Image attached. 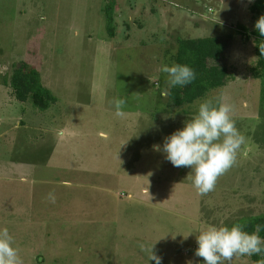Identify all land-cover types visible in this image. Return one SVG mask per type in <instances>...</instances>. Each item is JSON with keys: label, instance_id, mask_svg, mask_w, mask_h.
<instances>
[{"label": "rangeland", "instance_id": "374dc122", "mask_svg": "<svg viewBox=\"0 0 264 264\" xmlns=\"http://www.w3.org/2000/svg\"><path fill=\"white\" fill-rule=\"evenodd\" d=\"M254 1L0 0V229L23 264H156L141 243L155 244L161 264H205L195 256L202 228L264 214ZM228 34L233 79L204 99L234 105L245 143L200 195L190 167L153 150L197 111L168 113L158 60L175 63L180 40ZM20 61L56 98L48 110L10 96ZM116 98L126 101L122 116ZM231 264L255 263L238 255Z\"/></svg>", "mask_w": 264, "mask_h": 264}, {"label": "clouds", "instance_id": "9594fccd", "mask_svg": "<svg viewBox=\"0 0 264 264\" xmlns=\"http://www.w3.org/2000/svg\"><path fill=\"white\" fill-rule=\"evenodd\" d=\"M254 27L264 36V15L258 18ZM260 51L264 54V44ZM160 71L166 74L168 88L186 86L196 78L194 69L188 65H162ZM168 88L161 93L162 96L169 94ZM113 103L116 115H124L125 99L116 98ZM196 106V114L184 122V127L164 137L162 146L153 145V150L162 152L174 167H190L189 176L194 187L200 195H206L215 189L218 178L236 164L245 137L232 119L234 105L226 102L223 96L197 101ZM49 199L54 203V194L49 193ZM244 227L235 224L231 228L211 225L202 228L196 236L195 256L203 258L205 264H231L235 256L264 252V239L259 235L264 226L257 224L252 233L245 231ZM13 243L8 228L0 229V264H23ZM154 245L148 248L141 243L139 247L141 251L149 252V260L161 264L162 258L153 251ZM257 264H264V261Z\"/></svg>", "mask_w": 264, "mask_h": 264}, {"label": "trees", "instance_id": "16d2710c", "mask_svg": "<svg viewBox=\"0 0 264 264\" xmlns=\"http://www.w3.org/2000/svg\"><path fill=\"white\" fill-rule=\"evenodd\" d=\"M250 11L257 18L264 15V0H255ZM107 20L110 25L108 27L110 35L114 36L113 26L111 27L112 13L107 14ZM252 37L256 40L257 62L251 72L253 78L260 82V103L264 105V54L260 51L261 45L264 44V36L255 30ZM233 40L234 36L230 34L179 41L174 58L175 63L188 65L194 69L196 78L186 86H176L169 89L166 103L168 113L181 112L185 107L203 100L211 91L222 90L231 82L233 76L230 71V58ZM9 86L12 96L17 101L21 103L31 101L35 108L42 111L48 110L56 103V98L52 92L43 86L39 71L24 61L14 65ZM235 224L244 225V230L252 233L257 224L264 226V214L241 218L232 223L229 228ZM259 235L261 239H264V227H262ZM250 258L257 264L259 261H264V252L258 255L253 254Z\"/></svg>", "mask_w": 264, "mask_h": 264}, {"label": "crops", "instance_id": "0c3cea01", "mask_svg": "<svg viewBox=\"0 0 264 264\" xmlns=\"http://www.w3.org/2000/svg\"><path fill=\"white\" fill-rule=\"evenodd\" d=\"M141 31V30H140ZM228 35H230V34H228ZM232 35V34H231ZM114 37H115V31H114ZM209 37H212V36H209ZM233 47H234V42H233V46H232V50H233ZM177 48H178V46H177ZM169 49V48H168ZM233 52V51H232ZM176 53H177V51H176ZM176 53H175V55H176ZM175 57V56H174ZM231 58H232V54H231ZM161 68V64H160V62H159V60H158V68L157 69H160ZM170 89V88H169ZM11 94V93H10ZM10 96H12V94L10 95Z\"/></svg>", "mask_w": 264, "mask_h": 264}]
</instances>
